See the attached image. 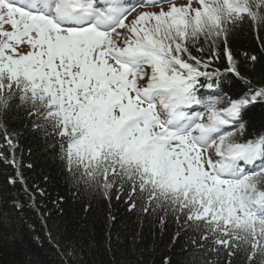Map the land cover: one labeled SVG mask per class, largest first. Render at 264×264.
<instances>
[{
  "label": "snow or ice",
  "instance_id": "6c2138e0",
  "mask_svg": "<svg viewBox=\"0 0 264 264\" xmlns=\"http://www.w3.org/2000/svg\"><path fill=\"white\" fill-rule=\"evenodd\" d=\"M165 2L0 0V114L23 107L35 131L59 138L80 182L105 195L128 184L145 213L183 216L201 247L264 264V130H250L249 115L264 87L241 77L230 51L223 72L211 67L218 57L189 51L201 40L226 45L245 19L264 26V0H189L128 19ZM229 74L248 91L229 95ZM0 131L14 149L16 137ZM5 232L21 239L18 222L0 213Z\"/></svg>",
  "mask_w": 264,
  "mask_h": 264
},
{
  "label": "trees",
  "instance_id": "16d2710c",
  "mask_svg": "<svg viewBox=\"0 0 264 264\" xmlns=\"http://www.w3.org/2000/svg\"><path fill=\"white\" fill-rule=\"evenodd\" d=\"M226 50L241 77L264 87V26L245 19L230 29L226 45L223 40L189 45L193 56L218 57L211 67L221 72L229 66ZM229 82V95L248 91L240 77L229 74ZM249 115L250 130H264V103L257 102ZM0 125L16 137V147L10 148L0 131V213L17 221L21 232L14 242L3 233L0 264H247L244 252L229 262L227 252L219 249L217 254L211 242L201 247L199 230L190 228L183 216L165 210L145 213L144 197L138 194L130 200L128 184L105 195L102 185L80 182L66 170L59 138L35 131L23 107L0 114ZM10 178L16 182L10 183ZM15 201L22 203V210L13 207ZM133 202L135 208L130 207ZM69 250L74 251L71 257Z\"/></svg>",
  "mask_w": 264,
  "mask_h": 264
},
{
  "label": "rangeland",
  "instance_id": "374dc122",
  "mask_svg": "<svg viewBox=\"0 0 264 264\" xmlns=\"http://www.w3.org/2000/svg\"><path fill=\"white\" fill-rule=\"evenodd\" d=\"M167 3L166 5H162V4H157L155 6H152V7H145L143 9V7H137L135 9V11H133L131 13V15L128 17L129 20H131L137 13H139L140 11H144V10H147V11H159L160 8L162 7L164 10H168V8L171 6V4H176L177 6H180V5H185V4H188L189 3V0H167ZM191 4H192V7L193 8H196V7H199V3H198V0H191ZM156 6H158L156 9H153L155 8ZM127 22V21H126ZM5 27H9V26H5ZM10 30V29H9ZM118 31H126V30H121V29H118Z\"/></svg>",
  "mask_w": 264,
  "mask_h": 264
}]
</instances>
